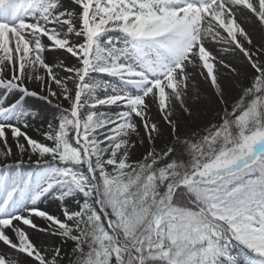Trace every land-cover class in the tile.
<instances>
[{"label":"snow or ice","instance_id":"obj_1","mask_svg":"<svg viewBox=\"0 0 264 264\" xmlns=\"http://www.w3.org/2000/svg\"><path fill=\"white\" fill-rule=\"evenodd\" d=\"M0 264H264V0H0Z\"/></svg>","mask_w":264,"mask_h":264},{"label":"rangeland","instance_id":"obj_2","mask_svg":"<svg viewBox=\"0 0 264 264\" xmlns=\"http://www.w3.org/2000/svg\"><path fill=\"white\" fill-rule=\"evenodd\" d=\"M237 62H238V61H237ZM200 87H201L202 89L207 90V86L204 85L203 82H200ZM202 111H203L204 113H207L208 110H207V108L205 107V108L202 109ZM209 115H211V114H209ZM32 134H33V135H37L35 131H33ZM43 207L49 208L51 211H55V210H56V205H55L53 202H49L47 205H43Z\"/></svg>","mask_w":264,"mask_h":264},{"label":"bare ground","instance_id":"obj_3","mask_svg":"<svg viewBox=\"0 0 264 264\" xmlns=\"http://www.w3.org/2000/svg\"><path fill=\"white\" fill-rule=\"evenodd\" d=\"M49 202H51V201H49ZM49 202H46L45 205H47ZM45 239H47V238H45ZM48 242L51 243V241H48Z\"/></svg>","mask_w":264,"mask_h":264}]
</instances>
